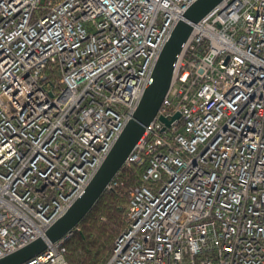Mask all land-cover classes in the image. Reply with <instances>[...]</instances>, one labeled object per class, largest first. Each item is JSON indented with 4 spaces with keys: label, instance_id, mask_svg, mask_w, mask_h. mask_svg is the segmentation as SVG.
Listing matches in <instances>:
<instances>
[{
    "label": "built area",
    "instance_id": "2783aa9c",
    "mask_svg": "<svg viewBox=\"0 0 264 264\" xmlns=\"http://www.w3.org/2000/svg\"><path fill=\"white\" fill-rule=\"evenodd\" d=\"M193 1L0 0V258L80 196ZM122 186L105 264H264V0H221L192 25L105 191ZM76 230L20 264H69Z\"/></svg>",
    "mask_w": 264,
    "mask_h": 264
},
{
    "label": "water",
    "instance_id": "95a60500",
    "mask_svg": "<svg viewBox=\"0 0 264 264\" xmlns=\"http://www.w3.org/2000/svg\"><path fill=\"white\" fill-rule=\"evenodd\" d=\"M220 1L194 0L185 9L154 62L151 81L145 86L136 108L80 196L72 202L62 216L44 230L42 236L0 258V264H20L43 252L47 242L54 243L77 227L80 220L86 216L105 192L106 186L121 169L142 136L145 127L155 117L169 90L173 64L180 54L183 43L192 31V25L203 19ZM177 117L178 115L174 116V118ZM161 120L167 123L166 120Z\"/></svg>",
    "mask_w": 264,
    "mask_h": 264
},
{
    "label": "trees",
    "instance_id": "16d2710c",
    "mask_svg": "<svg viewBox=\"0 0 264 264\" xmlns=\"http://www.w3.org/2000/svg\"><path fill=\"white\" fill-rule=\"evenodd\" d=\"M140 170L120 175L123 183L139 182ZM127 207L124 187L105 191L80 220L73 235L65 242V259L69 264H105L111 254L113 241L122 230Z\"/></svg>",
    "mask_w": 264,
    "mask_h": 264
}]
</instances>
